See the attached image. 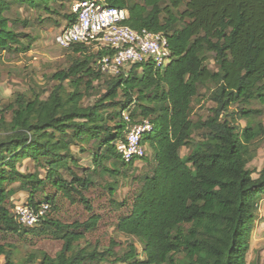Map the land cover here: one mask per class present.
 Returning a JSON list of instances; mask_svg holds the SVG:
<instances>
[{
  "label": "trees",
  "instance_id": "trees-1",
  "mask_svg": "<svg viewBox=\"0 0 264 264\" xmlns=\"http://www.w3.org/2000/svg\"><path fill=\"white\" fill-rule=\"evenodd\" d=\"M64 1L0 0V54L19 52L26 39L31 41L16 28L27 22L11 25L6 16L15 5L58 15L67 9ZM107 3L129 11L130 28L167 34L172 61L164 71L141 65L129 77L112 78L94 70L96 55L75 45L68 49L74 56L70 66L50 77L55 85L44 93H16L3 105L0 232L60 239L62 248L55 257L40 253L38 264H250L247 254L258 202L264 198V168L254 178L249 166L264 126L249 123L240 132L234 124L237 118L248 121L262 115L250 106L264 104V0ZM65 19L59 28L75 21L72 7ZM211 58L216 71L207 65ZM209 86L211 114L193 120L194 100ZM124 113L130 125L148 120L154 127L143 139L156 162L154 173L143 180L131 213L117 224L119 233L142 245L143 260L134 243L118 254L114 241L105 250L86 241L101 221L86 194L97 177H119L120 162L125 167L135 164L123 162L116 150L129 126ZM183 149H188L186 156ZM85 154L92 168L79 167ZM25 162L34 164L32 172H21ZM47 186L54 192L44 194ZM18 192L28 195L35 210L50 206L38 226L27 228L15 221L10 201ZM62 201L81 202L92 215L85 222H64L56 216ZM1 257L13 264L5 244H0ZM31 263L33 257L24 262Z\"/></svg>",
  "mask_w": 264,
  "mask_h": 264
},
{
  "label": "rangeland",
  "instance_id": "rangeland-1",
  "mask_svg": "<svg viewBox=\"0 0 264 264\" xmlns=\"http://www.w3.org/2000/svg\"><path fill=\"white\" fill-rule=\"evenodd\" d=\"M78 1L65 0L64 3L67 9L59 10L58 15L46 14L43 11L36 12L27 6L19 5H15L12 11L6 14L11 21V25L13 24L12 21L15 20L21 23L23 21L27 22V26L19 24L16 28L18 32L30 35L31 41L26 39L24 46L19 48L21 49L19 52L13 51L0 54V109L6 103L13 101L16 93L31 95L32 90L40 93L46 92L55 85L50 77L57 71L67 69L70 66L71 58L74 57L72 56V51L59 48L55 43V37L60 32L58 30L59 27L66 25L65 16H70L71 7ZM131 1L143 2V0ZM37 17H40V20ZM207 65L211 70H217L212 58ZM104 80L106 79L104 78ZM211 88L212 86L201 89L199 97L194 100L193 120L206 119L211 114L210 109L214 106L210 101ZM101 90L104 91L105 88L102 87ZM92 99H94V96L87 99L86 104H89ZM236 108L237 106H234L232 109L235 111ZM250 108L255 111H261L262 115L253 116L248 121L237 118L234 125L240 132L249 123L253 125L262 124L264 126V104L254 102ZM256 146V158L249 166L255 172L254 178H257L264 168V137L256 143ZM145 148L146 159L127 167L120 162L118 165V169L121 172L119 177H97V184L86 194L85 197L93 208V214L99 215L101 218L98 229L86 235V241L92 248L97 246L100 250H105L114 241L117 244L114 250L118 254H123L128 252V244L134 243L138 248L139 259H144L142 245L136 239L119 233L117 224L122 218L131 213L134 200L142 190L143 180L154 173L156 162L153 153L148 147ZM187 154L188 149L181 151L182 156ZM86 156L88 154L79 157V167L92 168V160L86 158ZM33 170L34 164H31L28 168L27 166L21 168L23 173H30ZM78 174L83 175L81 171ZM17 186L15 185L14 187ZM52 192L54 190L47 186L44 194ZM44 194L41 192L36 195L37 200L41 201ZM24 203H28V195L26 193L23 195L16 194L10 201L12 209L16 205ZM91 215V211L81 202L71 204L67 201L60 203V211L56 214L64 222H85ZM0 244H5L8 249L11 248L13 264H24L30 257H33V263L31 264H38L40 253L55 257L62 248L61 240L49 234L40 237L18 238L8 234L4 235L0 232ZM83 246H86V243H83ZM249 247L247 254L248 263L264 264V198L258 202L257 221L249 241ZM0 264H6L4 257L0 258Z\"/></svg>",
  "mask_w": 264,
  "mask_h": 264
},
{
  "label": "built area",
  "instance_id": "built-area-1",
  "mask_svg": "<svg viewBox=\"0 0 264 264\" xmlns=\"http://www.w3.org/2000/svg\"><path fill=\"white\" fill-rule=\"evenodd\" d=\"M75 21L65 27L56 37V45L68 50L80 45L87 53L96 55L93 68L106 77H129L135 66L151 65L164 71L172 61L169 37L163 32L137 31L126 25L127 9L110 7L107 0H81L72 6ZM143 68L139 69V73ZM128 126L124 140L116 145L122 161L137 163L146 157L143 139L154 131L153 124L143 120L130 125V117L124 113ZM50 206L42 205L38 210L28 203L13 209L15 221L27 228L39 225Z\"/></svg>",
  "mask_w": 264,
  "mask_h": 264
},
{
  "label": "crops",
  "instance_id": "crops-1",
  "mask_svg": "<svg viewBox=\"0 0 264 264\" xmlns=\"http://www.w3.org/2000/svg\"><path fill=\"white\" fill-rule=\"evenodd\" d=\"M73 5H74V4H73ZM63 29H64V28L62 27V28H59L58 30H60V32H61ZM60 32H59V33H60ZM59 33H58V34H59ZM31 164H33V163H32V162H29V163H28V162H25L24 166H27V168H28ZM30 170H31V169H30ZM16 194H17V195H23L24 193H23V192H18V193H16ZM16 194H14V195L16 196ZM14 195H13V196H14ZM12 198H13V197H12ZM12 198H11V199H12Z\"/></svg>",
  "mask_w": 264,
  "mask_h": 264
}]
</instances>
